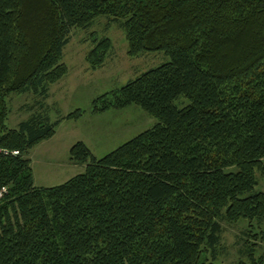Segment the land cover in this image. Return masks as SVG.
Listing matches in <instances>:
<instances>
[{"label": "trees", "instance_id": "1", "mask_svg": "<svg viewBox=\"0 0 264 264\" xmlns=\"http://www.w3.org/2000/svg\"><path fill=\"white\" fill-rule=\"evenodd\" d=\"M102 17L131 57H170L101 108L139 105L155 124L101 158L75 143L85 170L37 186L29 152L62 121L43 102L69 72L71 34ZM93 41L99 69L112 41ZM18 92L41 111L11 128ZM0 148V264H216L222 222L239 221L250 264H264V0H0Z\"/></svg>", "mask_w": 264, "mask_h": 264}, {"label": "rangeland", "instance_id": "2", "mask_svg": "<svg viewBox=\"0 0 264 264\" xmlns=\"http://www.w3.org/2000/svg\"><path fill=\"white\" fill-rule=\"evenodd\" d=\"M104 37L112 41V48L104 66L92 69L87 61L88 52L94 47V38ZM127 51L125 32L109 17L100 18L85 30L75 29L71 34L64 49V63L69 67V72L63 80L50 87V96L43 102L51 121H62L57 125L56 134L33 147L28 155L32 160L37 186H57L85 170L84 164L78 165L70 160V148L75 143L84 141L93 154L101 158L155 124V119L139 105L125 110L114 107L101 111L105 98H112L114 91L149 69L170 61L169 55L162 50L149 51L134 58ZM38 99L29 92L12 94L8 98V126L16 128L20 122L28 120L31 114L41 111L37 107L30 110V106ZM79 109L84 113L79 119H65L69 113ZM258 178L257 190L264 191V173H260ZM260 225L264 230V221ZM222 226L223 242L215 263L250 264L246 252V243L250 238L243 233L248 227L247 222H222ZM256 249L255 258L264 255V242H260Z\"/></svg>", "mask_w": 264, "mask_h": 264}, {"label": "built area", "instance_id": "3", "mask_svg": "<svg viewBox=\"0 0 264 264\" xmlns=\"http://www.w3.org/2000/svg\"><path fill=\"white\" fill-rule=\"evenodd\" d=\"M3 150L0 148V152H2ZM2 194L0 193V196H1Z\"/></svg>", "mask_w": 264, "mask_h": 264}]
</instances>
